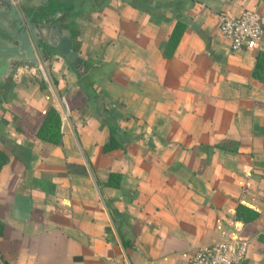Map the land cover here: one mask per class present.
<instances>
[{
  "label": "crops",
  "instance_id": "obj_1",
  "mask_svg": "<svg viewBox=\"0 0 264 264\" xmlns=\"http://www.w3.org/2000/svg\"><path fill=\"white\" fill-rule=\"evenodd\" d=\"M251 7L260 40L231 49L216 15ZM233 238L264 264V0H0V264H189Z\"/></svg>",
  "mask_w": 264,
  "mask_h": 264
},
{
  "label": "built area",
  "instance_id": "obj_2",
  "mask_svg": "<svg viewBox=\"0 0 264 264\" xmlns=\"http://www.w3.org/2000/svg\"><path fill=\"white\" fill-rule=\"evenodd\" d=\"M217 29L227 39L231 49L252 48L261 36V20L255 8H243L237 15L220 11L216 15ZM65 115H62L64 119ZM247 241L240 238L218 239L194 247L189 264H242Z\"/></svg>",
  "mask_w": 264,
  "mask_h": 264
},
{
  "label": "water",
  "instance_id": "obj_3",
  "mask_svg": "<svg viewBox=\"0 0 264 264\" xmlns=\"http://www.w3.org/2000/svg\"><path fill=\"white\" fill-rule=\"evenodd\" d=\"M44 32L43 36L47 43L60 52L68 62L73 63V65L80 62L81 59L77 56L76 51L71 48V39L67 29L56 24H50L44 27Z\"/></svg>",
  "mask_w": 264,
  "mask_h": 264
},
{
  "label": "trees",
  "instance_id": "obj_4",
  "mask_svg": "<svg viewBox=\"0 0 264 264\" xmlns=\"http://www.w3.org/2000/svg\"><path fill=\"white\" fill-rule=\"evenodd\" d=\"M37 135L43 139L57 141L59 138V114L50 106L37 129Z\"/></svg>",
  "mask_w": 264,
  "mask_h": 264
}]
</instances>
